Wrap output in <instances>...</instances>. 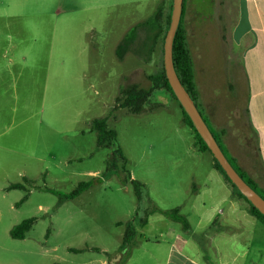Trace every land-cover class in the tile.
Wrapping results in <instances>:
<instances>
[{"label": "rangeland", "instance_id": "1", "mask_svg": "<svg viewBox=\"0 0 264 264\" xmlns=\"http://www.w3.org/2000/svg\"><path fill=\"white\" fill-rule=\"evenodd\" d=\"M172 3L0 0V14L11 15L0 19V31L26 33L22 48L27 59L25 68L9 66L7 59L1 63L8 90L18 87L24 93L20 100L0 102V146L15 152L0 153V264H164L165 242L133 245L123 261L110 263L108 255L119 250L128 226L138 234L144 212L153 203L162 209L181 206V213L194 220L188 217L195 202L191 190L193 185L203 188L208 157L193 149L194 137L182 125L184 108L178 99L180 106L172 100L175 94L155 88L149 79L164 70L163 43ZM149 19L151 24L140 31L132 50L119 60L118 42ZM198 63L197 74L205 67L216 72L221 67L218 57ZM233 71L242 90L240 75ZM131 85L153 89L140 114L116 102ZM106 116L117 140L111 148H99L96 132L89 129L93 119ZM118 149L126 160L115 154ZM67 167L70 175L61 177ZM39 175L29 187V199L17 206L26 192L6 188L22 183L24 176L35 180ZM93 180L78 197L65 198L80 182ZM131 180L143 185L140 199ZM32 217L36 222L25 239H13L12 227ZM158 219L164 218L154 216L153 223ZM167 223L162 225L165 236L170 237L171 226L180 233L179 222ZM159 228L161 224L150 226L149 234L155 236ZM248 248V263L264 264L258 239Z\"/></svg>", "mask_w": 264, "mask_h": 264}, {"label": "crops", "instance_id": "2", "mask_svg": "<svg viewBox=\"0 0 264 264\" xmlns=\"http://www.w3.org/2000/svg\"><path fill=\"white\" fill-rule=\"evenodd\" d=\"M10 16L0 14V19ZM179 24L185 30L186 45L193 61L196 106L234 170L246 182H252L264 197V0H184ZM25 34L0 31V102L11 97L20 100L24 93L18 87L8 90L9 81L3 77L1 63L7 59L9 66L26 67L22 48ZM215 57L221 61L217 72L205 67V72L197 74L199 60L209 62ZM234 69L243 82L242 90L238 89ZM19 82L20 79L16 81L17 86ZM174 98L172 96L180 106ZM183 118L182 111V125L194 137L193 149L208 157L209 166L203 188L196 189L193 185L191 190L195 202L188 217L194 220L191 222L181 213V206H176L189 227L184 228L178 221L180 233L168 227L171 232L168 238L163 234V223L178 222L159 213L152 214L148 223L139 228L133 245L154 243L159 246L165 242L168 249L164 264H236V260L251 264L247 261L248 247L255 239L264 247V224L250 213L248 202L236 195L217 169L213 154L199 149L194 130ZM89 130L93 131L91 125ZM8 151L14 152L0 146V153L10 154ZM66 170L61 177L70 175L69 167ZM41 175L35 180L29 176L23 179L35 184ZM46 175L49 176V172ZM211 181L216 189H211ZM159 215L164 219L155 222L159 227L161 224V228L152 236L148 228L157 226L153 219Z\"/></svg>", "mask_w": 264, "mask_h": 264}, {"label": "trees", "instance_id": "3", "mask_svg": "<svg viewBox=\"0 0 264 264\" xmlns=\"http://www.w3.org/2000/svg\"><path fill=\"white\" fill-rule=\"evenodd\" d=\"M171 17H172V11H171L170 19H169L170 21H171ZM150 20L151 19L136 24L129 32L126 33L123 39L120 42H118L119 44L116 47V55L119 60H122L125 57V55L129 51L132 50V46L135 43L140 31L144 30V28H147L151 24ZM185 34L186 33L184 29L179 24L177 32L174 37V41H173V49H172L173 65H174L173 69H175V72L178 75V78L182 86L188 92L187 94L190 95L195 105H197V90H196V85L194 81L193 63H192L190 52L186 45L187 42H186ZM149 79L153 82L155 88H165L166 90L170 91L174 95L171 85L166 76L165 69L163 70L161 74L152 75L149 77ZM152 90L153 89L146 90V89L140 88L138 85H133V86L131 85L127 88H124L121 91L120 95L116 98L117 105L119 108L126 109L130 113L140 114L143 112L145 105L148 102L152 94ZM174 97L176 98L175 95ZM183 112H184L183 119H185V124L188 125L190 128H192L196 134L197 145H199V149L201 151H210V149L208 148V145L205 144V141L203 140V138L197 131L188 113L184 109H183ZM108 122H109V119L107 118V116L95 118L91 121L92 129L96 132V135H97V146L99 148H111L113 144L115 143V141L117 140V132L109 128ZM115 154H119L120 157L124 160L125 156L121 149H118L117 153ZM115 154H111L110 158H114ZM214 161L217 166V169L221 171V173L225 176L226 180L233 186L236 195L239 196L240 198L245 199L248 202L249 207H250L249 208L250 213L257 216L260 220H263L264 222V215L255 206H253L250 203V201L238 190V188L232 183L230 178L227 176V174L223 170L222 166L218 163V161L215 158H214ZM111 170H118V169L111 168ZM124 171L121 170V173H118L121 176L123 183L126 182L125 177H123V174L125 173ZM239 175L243 177L240 173ZM127 180L129 179L127 178ZM131 183L135 189L134 192L140 199L141 193L139 191H140V187L143 186L142 183L137 180H131ZM247 183L255 191H257V189L255 188L252 182L249 181ZM93 184H94V180L93 181H82L77 185L75 189H73L71 192L65 195V198H69V197L76 198L79 195H81L85 190L93 186ZM32 185H34V182L32 180L24 178L22 183L20 182L12 183L6 189L7 190H22L26 192L23 198L16 204L18 206L19 204H22L29 199V195H30L29 187H31ZM258 195H260V193ZM155 213L162 214L163 216L173 221H177V222L179 221L180 223L183 224L184 228L186 229L189 227V224L186 218H184V216L180 214L179 208L161 209L155 204H153L151 208H147L145 210L144 217L143 219H141L140 225L142 227L145 226L148 223L149 217L152 214L155 215ZM35 222H36V218L32 217V218L23 220L21 223L17 225H14L12 229L10 230V236L13 239H17V240L25 239L26 234L32 229ZM135 237H136L135 228L133 226H128L125 230L123 240H121L122 244L119 250L116 253L108 255L109 262L112 260H118V261L125 260L127 256L129 255L130 248L133 246V241ZM72 251L77 252V253L81 252V250H77V249L76 250L73 249ZM55 264H60V263H55Z\"/></svg>", "mask_w": 264, "mask_h": 264}, {"label": "water", "instance_id": "4", "mask_svg": "<svg viewBox=\"0 0 264 264\" xmlns=\"http://www.w3.org/2000/svg\"><path fill=\"white\" fill-rule=\"evenodd\" d=\"M184 0H174L172 7V17L170 21V26L167 31L164 44V69L166 76L171 85V88L176 95L177 99L180 101L184 110L190 116V119L193 121L197 131L205 141V144L208 145V148L212 152L214 158L222 166L223 170L230 178L232 183L238 188V190L250 201V203L255 206L263 215H264V198L257 191H255L244 179L239 175V173L234 170L235 168L229 162L221 147L219 146L214 135L208 128L206 122L204 121L201 113L199 112L194 101L190 97L188 92L182 86L178 75L175 72L173 65V41L175 34L177 32L182 7Z\"/></svg>", "mask_w": 264, "mask_h": 264}]
</instances>
